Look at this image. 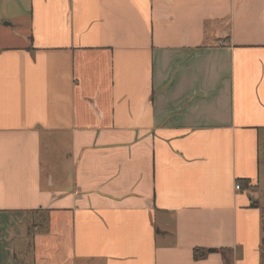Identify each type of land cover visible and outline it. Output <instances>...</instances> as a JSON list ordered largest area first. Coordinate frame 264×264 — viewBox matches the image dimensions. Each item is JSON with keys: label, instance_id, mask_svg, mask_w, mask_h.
<instances>
[{"label": "crops", "instance_id": "1", "mask_svg": "<svg viewBox=\"0 0 264 264\" xmlns=\"http://www.w3.org/2000/svg\"><path fill=\"white\" fill-rule=\"evenodd\" d=\"M0 264H264V0H0Z\"/></svg>", "mask_w": 264, "mask_h": 264}, {"label": "trees", "instance_id": "2", "mask_svg": "<svg viewBox=\"0 0 264 264\" xmlns=\"http://www.w3.org/2000/svg\"><path fill=\"white\" fill-rule=\"evenodd\" d=\"M198 251H199V250H196V251H195V255H196V257L199 256V255H197V252H198ZM212 251H217V250H216V249H208V250H207V252H212Z\"/></svg>", "mask_w": 264, "mask_h": 264}, {"label": "built area", "instance_id": "3", "mask_svg": "<svg viewBox=\"0 0 264 264\" xmlns=\"http://www.w3.org/2000/svg\"><path fill=\"white\" fill-rule=\"evenodd\" d=\"M236 188L239 189L240 188V185L239 184H236Z\"/></svg>", "mask_w": 264, "mask_h": 264}]
</instances>
